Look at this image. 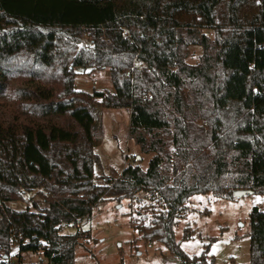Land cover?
Here are the masks:
<instances>
[{"label": "trees", "instance_id": "obj_1", "mask_svg": "<svg viewBox=\"0 0 264 264\" xmlns=\"http://www.w3.org/2000/svg\"><path fill=\"white\" fill-rule=\"evenodd\" d=\"M224 1L228 19L218 24ZM259 1L260 14L242 24L241 0H0V97L10 94L32 117L0 123V264H73L80 233L62 230L105 198L141 194L155 211L136 223L144 239L184 264H214L208 246L186 253L175 226L193 195L264 194ZM179 13L195 18L183 23ZM191 45L203 49L198 64L186 61ZM77 68H109L114 91L78 90ZM101 107L129 109L130 138L153 156L146 169L135 161L98 184ZM20 200L33 208H13ZM249 218L250 264H264V210L254 206ZM25 253L47 262H25Z\"/></svg>", "mask_w": 264, "mask_h": 264}, {"label": "rangeland", "instance_id": "obj_2", "mask_svg": "<svg viewBox=\"0 0 264 264\" xmlns=\"http://www.w3.org/2000/svg\"><path fill=\"white\" fill-rule=\"evenodd\" d=\"M238 15L242 24H250L260 14L259 0H241ZM218 24L226 23L228 19V2H222L215 11ZM180 22H193L194 15L177 14ZM200 22L199 17H196ZM211 39L215 31L204 29ZM84 35L83 43L87 42ZM203 49L191 45L186 61L198 64ZM75 85L78 90L86 92L114 91L110 69L97 70L76 69ZM97 82V84L95 83ZM20 87L15 82L11 88ZM102 131L100 144L96 153L101 164L96 166V182L102 184V177L121 174L129 164L137 161L143 169L148 167L153 153H143L140 147L130 138L129 109L100 108ZM32 117L21 113L18 103L10 94L0 97V123L30 121ZM28 198L33 194L26 195ZM37 199V198H36ZM154 201L142 194L137 200L124 199L121 202L105 198L94 209L89 219L79 224V227L64 228L63 233L79 231V243L75 249L73 264H184L166 245L152 239V247H148L150 239H144L137 229L140 217H152ZM12 207L25 209L28 201H15ZM150 206V207H149ZM187 211L175 226V239L181 242L183 250L196 255L208 246L209 256L214 264H250V224L249 215L254 206L264 210V194L233 196L219 198L212 193L193 195L186 202ZM148 223V222H147ZM189 229L191 237L183 240L185 230ZM18 247L13 246L11 260H18ZM23 261L39 262L47 259L42 253H25Z\"/></svg>", "mask_w": 264, "mask_h": 264}, {"label": "water", "instance_id": "obj_3", "mask_svg": "<svg viewBox=\"0 0 264 264\" xmlns=\"http://www.w3.org/2000/svg\"><path fill=\"white\" fill-rule=\"evenodd\" d=\"M243 194H245V193H243V192H241V191H235V192H234V196H235V197H237V196H241V195H243Z\"/></svg>", "mask_w": 264, "mask_h": 264}, {"label": "built area", "instance_id": "obj_4", "mask_svg": "<svg viewBox=\"0 0 264 264\" xmlns=\"http://www.w3.org/2000/svg\"><path fill=\"white\" fill-rule=\"evenodd\" d=\"M97 84V82H95ZM150 242L148 243V247L151 248L152 247V240H149Z\"/></svg>", "mask_w": 264, "mask_h": 264}]
</instances>
